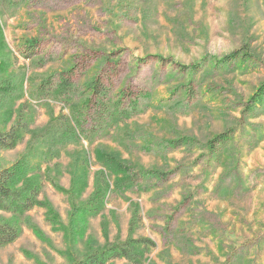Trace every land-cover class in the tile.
<instances>
[{
	"label": "rangeland",
	"instance_id": "rangeland-1",
	"mask_svg": "<svg viewBox=\"0 0 264 264\" xmlns=\"http://www.w3.org/2000/svg\"><path fill=\"white\" fill-rule=\"evenodd\" d=\"M262 85L264 0H0V264H264Z\"/></svg>",
	"mask_w": 264,
	"mask_h": 264
},
{
	"label": "trees",
	"instance_id": "trees-1",
	"mask_svg": "<svg viewBox=\"0 0 264 264\" xmlns=\"http://www.w3.org/2000/svg\"><path fill=\"white\" fill-rule=\"evenodd\" d=\"M264 85L252 97L255 103L263 100ZM221 135L220 137H222ZM17 135L13 132L11 134H3L0 132V149H12L17 144ZM16 174L15 168L5 169L0 171V199H11L14 196V191L11 188V183ZM18 237L17 229L9 223L0 224V244H9ZM146 241V240H144ZM142 241V242H144ZM138 242V241H137ZM136 242V243H137ZM135 242L124 243L119 249H114L111 252H104L98 256L94 255L87 260L81 261V264H104L108 260L125 258L131 260L132 254L140 256L143 248H138Z\"/></svg>",
	"mask_w": 264,
	"mask_h": 264
}]
</instances>
